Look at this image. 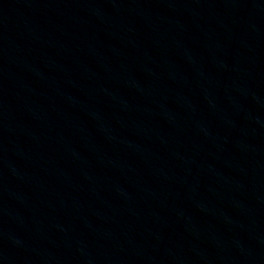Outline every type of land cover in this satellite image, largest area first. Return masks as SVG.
I'll return each instance as SVG.
<instances>
[{
	"label": "water",
	"instance_id": "water-1",
	"mask_svg": "<svg viewBox=\"0 0 264 264\" xmlns=\"http://www.w3.org/2000/svg\"><path fill=\"white\" fill-rule=\"evenodd\" d=\"M0 264H264V0H0Z\"/></svg>",
	"mask_w": 264,
	"mask_h": 264
}]
</instances>
